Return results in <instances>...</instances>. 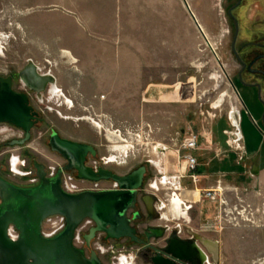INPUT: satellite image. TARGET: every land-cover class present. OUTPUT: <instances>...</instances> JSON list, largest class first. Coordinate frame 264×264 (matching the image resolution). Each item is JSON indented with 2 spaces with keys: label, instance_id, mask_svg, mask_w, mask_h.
<instances>
[{
  "label": "rangeland",
  "instance_id": "obj_1",
  "mask_svg": "<svg viewBox=\"0 0 264 264\" xmlns=\"http://www.w3.org/2000/svg\"><path fill=\"white\" fill-rule=\"evenodd\" d=\"M234 1L96 0L98 28L89 31V36L99 40L115 36L116 49L126 43L133 54L155 61L141 73L151 77L122 80L117 94H109L107 88L84 77L85 63L81 59L77 64L75 59L88 17L82 15L81 3L86 1L0 0V75L19 72L32 63L39 74L52 76L58 88L55 92L49 85L38 98L31 95V105L43 122L31 129V140L24 147L9 146L22 133L0 124V172L13 182L25 184L36 180L34 161L47 169L62 165L49 148L52 130L66 140L93 147L97 152L94 163L117 174L145 167L149 173L144 181L146 190L149 184L184 168L182 144L187 134L204 136L211 123L230 119L239 107L232 83L237 65L230 53L226 16V7ZM89 3L88 9L95 1ZM251 8L250 18L257 14L255 6ZM186 11L193 15L195 26L186 22ZM178 43L190 45L184 58L176 54L174 46ZM238 93L243 105L251 109L244 103V95ZM89 163L93 164L92 159ZM28 173L31 176L25 177ZM231 193L229 207L246 204L251 212L239 223L232 220L220 224L218 217L215 219L212 237L218 240L226 227L229 236L215 264H264V201L240 203L235 192ZM221 196L225 197L223 191ZM215 209L214 217L218 204ZM171 215L174 220L189 222V214L182 219ZM43 229H47V222ZM99 239L92 248L102 264H121L124 261L119 260L131 256V251L134 264H147L137 256L136 248H113V242ZM74 245L79 247L82 242L75 241ZM125 261L132 264L129 259Z\"/></svg>",
  "mask_w": 264,
  "mask_h": 264
},
{
  "label": "water",
  "instance_id": "obj_2",
  "mask_svg": "<svg viewBox=\"0 0 264 264\" xmlns=\"http://www.w3.org/2000/svg\"><path fill=\"white\" fill-rule=\"evenodd\" d=\"M197 27L200 29L199 25ZM37 71L30 63L21 76L31 85L54 84L52 76H41ZM36 117L27 97L13 91L9 78L0 77V124L23 131L25 138L18 145L29 140ZM50 149L68 163V167L59 170L54 177H47L39 166L37 182L19 184L0 172V264H102L94 251L88 258L83 249L74 245L75 232L89 219L97 226L92 234L101 231L111 239L132 237L135 231L130 227L127 212L135 207L144 169L126 177L102 170L95 174L84 166L86 155L94 156L95 150L61 139L55 131L51 134ZM70 169H75L83 180L111 179L119 190L68 193L62 188L61 180L63 172ZM55 216L65 219L64 229L51 238L44 237L43 224ZM9 227L18 234L15 241L7 235ZM158 259L169 260L156 257L153 264H157Z\"/></svg>",
  "mask_w": 264,
  "mask_h": 264
},
{
  "label": "crops",
  "instance_id": "obj_3",
  "mask_svg": "<svg viewBox=\"0 0 264 264\" xmlns=\"http://www.w3.org/2000/svg\"><path fill=\"white\" fill-rule=\"evenodd\" d=\"M81 1H86V3H81L82 15L88 17L85 21L86 27L83 25L81 30L83 31L82 42H77V56H75V59L77 64H80L81 59L84 61L85 72L82 71L84 77L95 81L98 86L107 88L109 94H117L119 82L122 80L132 81L151 77L141 75V73L147 69L150 63L152 65L155 62L154 60L152 61L144 55H141L143 57H138L137 54H133L131 46L126 45V43L122 46L119 45L120 48L116 49L115 36H109L106 40H99L89 36V31L92 30L94 32L97 26L94 15L98 3L96 4V0H93L95 3H92V8L88 9L90 0ZM186 12V22L195 26L190 11L189 16L188 11ZM89 15L92 18H89ZM174 47L177 49L176 54H179V56L182 54L183 58L186 53L189 54V43L187 46H182L178 43ZM145 54L147 55L146 52ZM177 64L175 68L178 70L180 68L179 62ZM135 66L136 68L134 69ZM161 75L163 77V72ZM152 77L154 78V76ZM239 96L237 91L239 107L236 109L235 116L232 115L230 119L220 118L211 123L207 134L204 136L203 134L197 135L198 149L193 155L198 163L194 172L198 182L196 184L192 183L189 177L191 174L186 173L185 167L174 174H181L180 184L183 189L187 190L181 196L183 199H188L195 203L192 210L189 213H185L182 208L176 211L172 209L174 204L169 206L166 202L163 192L157 193V199L154 205H150L149 210L151 213L156 210L157 213H160V217L159 219H151L143 224L144 228L155 229L160 231V233L163 231L165 232V238L163 239H166L167 234L177 231L178 226L182 230L197 234L203 239L216 241L219 244L221 255L224 246L228 245L229 236L226 227V233H222L218 240L212 237V233L215 232L212 224L219 215V207L218 213L214 217L212 214L217 203L208 200L195 201L192 198V191L203 192L220 187L225 193L224 198L228 203L231 201L228 196L231 192H235L236 196L245 202L258 204V202L264 201V126L260 122L256 108L252 106L251 109H247L240 101ZM150 187L151 184L148 185L147 190L151 194ZM150 194L146 195L150 196ZM138 201L143 213V206L148 209L146 207L148 204L146 205L141 198ZM141 202L143 203L142 205ZM169 209L174 215H179L178 218L180 219L185 218L189 214V222L174 220ZM215 210L217 211V208ZM174 221L175 223L173 224ZM157 222L159 223L157 224ZM163 239L153 238L151 243H158L162 246ZM184 246L186 247V244ZM126 259L132 260V264H134L136 260L135 254L131 251V256Z\"/></svg>",
  "mask_w": 264,
  "mask_h": 264
},
{
  "label": "flooded vegetation",
  "instance_id": "obj_4",
  "mask_svg": "<svg viewBox=\"0 0 264 264\" xmlns=\"http://www.w3.org/2000/svg\"><path fill=\"white\" fill-rule=\"evenodd\" d=\"M250 6V7H249ZM252 6H255L257 9V14L255 17L250 18L249 13L252 11ZM226 16L229 22V35H230V53L232 58L234 59L237 69L233 74L232 83L235 87L236 91H240L241 94L244 95V103H248L251 106H254L258 111V115L260 117V122L264 124V0H235L231 4L226 7ZM261 18L257 19V17ZM195 25L196 21L194 20ZM198 25V24H197ZM29 64L26 65L21 71L19 72H11L10 74L3 76L0 75L1 78L10 79L12 84V89L18 94L25 95L29 101V105H31L30 97L34 95L38 98L41 93L46 91L50 84H42L39 83L37 85H31L27 83L26 77H22L21 74L28 68ZM38 72V71H37ZM39 74V72H38ZM41 75V74H39ZM44 76V75H41ZM247 105V104H246ZM33 111L37 113L36 121L34 122V126L41 124L43 119L41 115L36 112L33 108ZM9 126V125H7ZM14 128L12 126H9ZM16 129V128H14ZM18 130V129H16ZM22 133V136L18 137L17 139H13L8 143L9 146H19L24 147L30 140L25 142L24 145H18V142H21L25 138V134L23 131L18 130ZM53 130L50 132L49 136V148H50V138ZM59 135V134H58ZM61 139V136H59ZM66 140V139H65ZM71 141V140H69ZM74 143L82 144L79 142L72 141ZM86 145V144H85ZM90 146V145H88ZM93 148V147H92ZM94 149V148H93ZM95 150V149H94ZM51 151V149H50ZM52 152V151H51ZM54 153V152H52ZM56 154V153H55ZM62 161V165L56 164L54 167H49L41 163L33 162V172L36 176V180L33 179L25 184H32L38 181L37 178V167L42 166L47 177H54L57 172L65 167H68V163L58 154H56ZM96 155L97 152L95 150V155H91L88 153L84 160V166L87 169L93 171V173L97 174L99 171H107L110 172L112 175H116L118 177H126L132 174L135 171L140 169H144L143 178L141 182V187L137 192V199L136 204L133 209H130L127 212V219L129 220L130 227L135 231L132 237L128 238H120V239H111L108 238L107 234L104 232H96L92 234L91 232L97 228L94 221L86 219L84 220L80 226L77 228L75 232L74 242L81 241L82 245L77 247L83 249L85 255L90 258L91 252L94 251L92 248V244L99 239L102 243L113 242L114 247L117 248H125L131 249L136 248L137 256L140 257V260L144 263L153 264V259L156 257H163L170 262V264H215V257L208 251L205 247L204 240L197 234H193L192 232H187L182 230L178 227V231H172L171 233L167 234V238H165L164 233L160 231H156L155 229H148L144 228L142 225L150 221L151 219H159L160 213L154 212L151 213L149 210L150 205L153 204L157 199V193L160 191L155 192L151 187V191L155 192V194L146 191L144 188V181L146 176H148V170L145 167H138L127 174H117L110 169L103 168L102 166L96 165ZM92 159L93 164L89 163V160ZM111 162V161H108ZM115 162V160L113 161ZM2 173V172H1ZM25 177L31 176V173L25 174ZM67 179L70 181L71 185L74 188V184L77 183L78 186L74 188L73 191H67L64 187V181ZM34 181V182H32ZM74 183V184H73ZM79 183L89 184L92 187H85L81 186ZM110 184L108 187H101L100 184ZM24 184V183H21ZM62 188L67 191L68 193H81L85 191L97 192V191H116L119 190L117 184H115L111 179H99L98 181H88L83 180L78 177V172L75 169H70L66 172H63L62 180H61ZM146 194H150L147 196ZM143 199L144 203L148 206V209L143 206V213L140 208L139 199ZM143 203L141 202V205ZM152 214V215H151ZM154 214V215H153ZM83 227V228H82ZM182 230V231H181ZM159 238L163 239V244L151 243V239ZM87 241H89V247L87 246ZM213 241V240H211ZM216 242V241H214ZM186 244V247L183 245ZM178 246V247H177ZM181 246V247H180ZM95 252V251H94ZM111 252L114 253V249H111ZM98 256L97 252H95ZM100 260V259H99ZM120 260L124 261L121 264H128L126 262V258L122 257ZM119 260V261H120ZM128 260V259H127ZM130 260V259H129ZM132 262V260H131Z\"/></svg>",
  "mask_w": 264,
  "mask_h": 264
},
{
  "label": "built area",
  "instance_id": "obj_5",
  "mask_svg": "<svg viewBox=\"0 0 264 264\" xmlns=\"http://www.w3.org/2000/svg\"><path fill=\"white\" fill-rule=\"evenodd\" d=\"M183 151L185 152L183 155V160L185 163L186 173L191 174L190 179L193 184H196L198 182L197 177L194 175V172L197 168V159L193 155L195 151L198 149V137L194 133H189L185 137L183 144H182ZM179 154V153H178ZM182 176L181 174L173 175V176H164L162 180L158 183H152L151 188L155 191H163L165 195V200L168 204L173 202V200L177 199L179 200L182 198V193H184L185 189L180 184ZM34 182V181H32ZM64 187L67 191H73L74 188L70 184L69 180L64 181ZM222 190L220 187H217L214 190L210 191H203L199 192L200 200H208L212 201L218 204L219 207V223L222 222L225 224H229L232 220L237 221H243L248 215H250L251 210H249L250 205H240L235 207H229V203L226 201L224 197L221 196ZM238 201L240 203H243L242 199L237 197ZM194 202L190 201L188 199L183 200L181 203L179 202L178 207L181 209H184L186 212H189L192 210L194 206ZM258 210H256V213ZM233 216V217H232ZM47 222V229L42 228V234L44 237L51 238L61 232L65 227V219L61 216H55L47 219L45 223ZM44 223V224H45ZM177 231H179L177 226ZM7 235L9 239L15 241L18 238L17 232L14 230L13 227H9L7 231Z\"/></svg>",
  "mask_w": 264,
  "mask_h": 264
},
{
  "label": "bare ground",
  "instance_id": "obj_6",
  "mask_svg": "<svg viewBox=\"0 0 264 264\" xmlns=\"http://www.w3.org/2000/svg\"><path fill=\"white\" fill-rule=\"evenodd\" d=\"M53 87V90L55 92H58V88L55 87L54 85L52 86ZM156 150H158L156 148ZM192 198L195 200V201H200V196H199V191H192ZM185 199L183 198H180L179 200H173V202H171L170 204H174V206L172 207V209H175L176 211L179 210V202L181 203V201H183ZM169 204V206H170ZM185 213H188L184 210ZM183 212V214H184ZM181 214V213H180ZM182 215V214H181ZM179 217V215H178ZM204 243H205V247L208 249V251L213 255V256H217L220 252V249H219V244L217 242H214V241H211V240H204ZM218 259V258H217ZM122 260H120V263H121ZM157 264H170V262H162L161 259H158L157 261Z\"/></svg>",
  "mask_w": 264,
  "mask_h": 264
}]
</instances>
